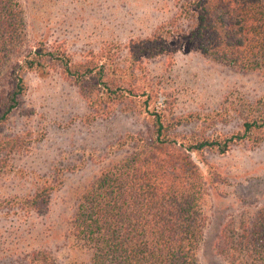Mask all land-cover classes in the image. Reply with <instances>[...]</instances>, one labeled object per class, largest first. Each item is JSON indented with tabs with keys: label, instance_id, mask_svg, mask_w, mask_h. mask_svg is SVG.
Instances as JSON below:
<instances>
[{
	"label": "trees",
	"instance_id": "obj_1",
	"mask_svg": "<svg viewBox=\"0 0 264 264\" xmlns=\"http://www.w3.org/2000/svg\"><path fill=\"white\" fill-rule=\"evenodd\" d=\"M170 4L171 15L158 26L160 33L130 41L126 53L133 61L126 72L119 62L97 66L92 53L76 61L59 44L30 43L21 2L0 0V125L26 89L24 73L42 75L52 69L77 87L96 116H107L131 98L141 101L147 115V133L126 134L118 142L125 154L115 156L86 184L62 219L60 237L69 254L65 264H198L208 214L205 182L189 155L203 159L205 151L224 154L236 143L256 146L264 141L263 99L241 101L234 108L240 124L233 133L212 139L171 134L175 118L167 115L165 106L153 105L156 90L140 84V74L133 71L134 62L140 64L141 59L134 60L136 55L169 56L175 44H184L210 62L264 73V0H170ZM21 147L18 137H0V157ZM52 187L43 185L21 201L26 215L48 213ZM213 251L225 264H264V201L238 221L230 218L220 226ZM4 255L21 254L11 246ZM21 259V264H56L44 245H30Z\"/></svg>",
	"mask_w": 264,
	"mask_h": 264
},
{
	"label": "rangeland",
	"instance_id": "obj_2",
	"mask_svg": "<svg viewBox=\"0 0 264 264\" xmlns=\"http://www.w3.org/2000/svg\"><path fill=\"white\" fill-rule=\"evenodd\" d=\"M19 1L30 43L59 44L76 61L92 53L97 66L119 62L126 72L133 61L126 53L130 41L160 33L158 26L171 15L170 0ZM171 50L169 56L136 55L140 64L133 65L139 83L156 90L153 105L165 106L175 118L171 134L212 139L233 133L240 124L234 108L241 101L264 100V73L210 62L184 44ZM106 51L110 56L103 55ZM23 78L26 89L0 125L1 138L18 137L22 146L0 157V264H21V255L33 244L48 246L56 264H65L69 254L60 237L62 219L86 184L115 156L125 154L118 142L126 134L147 133V115L141 101L131 98L107 116H96L77 87L55 69L42 75L27 72ZM189 156L205 182L208 214L197 262L225 264L213 251L220 226L230 218L238 221L264 201V141L256 146L236 143L224 154L205 151L203 159ZM46 184L53 186L48 213L26 215L21 201ZM11 246L21 255L3 256Z\"/></svg>",
	"mask_w": 264,
	"mask_h": 264
}]
</instances>
